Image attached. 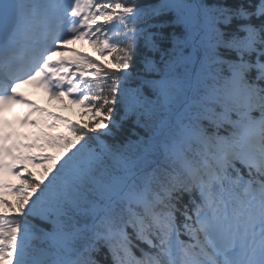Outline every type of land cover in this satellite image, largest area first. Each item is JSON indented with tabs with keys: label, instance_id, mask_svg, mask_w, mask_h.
Listing matches in <instances>:
<instances>
[{
	"label": "snow or ice",
	"instance_id": "1",
	"mask_svg": "<svg viewBox=\"0 0 264 264\" xmlns=\"http://www.w3.org/2000/svg\"><path fill=\"white\" fill-rule=\"evenodd\" d=\"M0 264H264V0H0Z\"/></svg>",
	"mask_w": 264,
	"mask_h": 264
},
{
	"label": "trees",
	"instance_id": "2",
	"mask_svg": "<svg viewBox=\"0 0 264 264\" xmlns=\"http://www.w3.org/2000/svg\"><path fill=\"white\" fill-rule=\"evenodd\" d=\"M70 103V102H69ZM76 107V108H80V113L82 114V112H83V109L81 108V106H79V105H77V104H72V105H70V104H67V107L65 108V110L62 112V115L63 116H67V117H69L71 120L72 119H75V118H73V111H71V107ZM88 119H90V114L88 115V117L86 118V119H82L81 118V120H83V121H87ZM74 121V120H73ZM75 121H76V119H75ZM58 130V129H57ZM51 132H53V131H51ZM46 150L47 151H55V149H53V148H51V147H46ZM30 169H33V170H35V171H37V172H39L40 171V169L38 168V167H36V168H33V165H29L28 166ZM16 200H17V196L15 195L13 198H12V200L11 201H13V203H15L16 202ZM4 208H6L7 206H3Z\"/></svg>",
	"mask_w": 264,
	"mask_h": 264
},
{
	"label": "rangeland",
	"instance_id": "3",
	"mask_svg": "<svg viewBox=\"0 0 264 264\" xmlns=\"http://www.w3.org/2000/svg\"><path fill=\"white\" fill-rule=\"evenodd\" d=\"M80 48L83 49V48H86V47H85V45L83 43H80ZM59 104H60V102H59V99H58L57 101L54 100L49 105H50L51 108H55V107L59 106ZM75 114L76 115H79V113L77 111H75Z\"/></svg>",
	"mask_w": 264,
	"mask_h": 264
}]
</instances>
